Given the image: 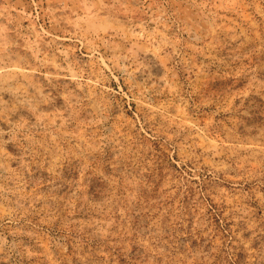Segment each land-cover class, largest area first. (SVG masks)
Returning a JSON list of instances; mask_svg holds the SVG:
<instances>
[{"label": "rangeland", "instance_id": "obj_1", "mask_svg": "<svg viewBox=\"0 0 264 264\" xmlns=\"http://www.w3.org/2000/svg\"><path fill=\"white\" fill-rule=\"evenodd\" d=\"M0 264H264V0H0Z\"/></svg>", "mask_w": 264, "mask_h": 264}]
</instances>
